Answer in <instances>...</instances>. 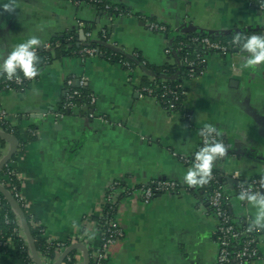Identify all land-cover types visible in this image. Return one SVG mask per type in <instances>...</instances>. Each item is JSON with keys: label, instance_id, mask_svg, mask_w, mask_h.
Returning a JSON list of instances; mask_svg holds the SVG:
<instances>
[{"label": "crops", "instance_id": "obj_1", "mask_svg": "<svg viewBox=\"0 0 264 264\" xmlns=\"http://www.w3.org/2000/svg\"><path fill=\"white\" fill-rule=\"evenodd\" d=\"M106 1L131 14L112 18L86 1L16 0L14 12L0 8V49L10 50L31 35L43 47L72 32L79 42L88 32L100 41L106 30L110 46L138 52L152 67L180 69L178 54L168 53L178 35L196 30L264 34L261 0ZM152 20L169 26L172 35L151 31ZM146 75L142 67L129 71L101 56H64L45 66L25 91L0 93V111L10 115L24 144L20 150L18 142L8 162L19 176L24 216L43 227L46 240L67 243L84 235L85 242L97 247L96 222L111 182L132 188L173 180L181 183L178 194L158 195L149 203L135 196L121 201L115 217L124 236L108 252L107 264H216L218 220L201 187L183 182L189 166L184 158L198 150L204 125L215 124L230 151L215 167L220 177L233 178L225 181L229 210L237 222L252 220L255 209L238 201L233 175L239 173L243 180L264 175V67L242 68L240 53L207 54L202 73L183 81L190 122L184 111H169L155 96L145 95ZM70 79L75 85L84 79L97 97L93 117L76 109L57 118ZM11 149L5 141L0 162ZM4 179L2 169L0 182ZM87 219L91 223L85 225ZM2 226L0 211V230ZM16 246L0 250V264H26ZM258 248L260 259L251 264H264V229ZM77 259V264L85 263L83 254Z\"/></svg>", "mask_w": 264, "mask_h": 264}, {"label": "built area", "instance_id": "obj_2", "mask_svg": "<svg viewBox=\"0 0 264 264\" xmlns=\"http://www.w3.org/2000/svg\"><path fill=\"white\" fill-rule=\"evenodd\" d=\"M74 2L75 0H69ZM88 2V1H86ZM110 7L107 6V9ZM264 9V6H261ZM80 27H84L82 22L79 23ZM149 28L151 31L155 32H164L166 30V26L159 22H151L149 23ZM107 35L106 30H104L101 34V37H105ZM87 38H91V32L86 34ZM194 42H198L201 45H204L208 51H216L222 54H227L230 49L229 46L221 45L218 42L212 41L209 38H194ZM51 48L50 43L44 45V49L49 50ZM43 49V50H44ZM42 51V50H41ZM234 53H239L236 52ZM82 53L88 55L89 57H95L98 54L97 50L94 48L86 47L82 50ZM169 53V50H168ZM190 67H192L189 78L193 79L199 76V74L195 73L194 63L192 61H185ZM50 59L46 58L45 64H49ZM41 68V67H40ZM37 79H27L24 78L21 74L19 79L13 78L8 79L7 76L3 81L0 82V93L5 91H20L21 87L27 84H31ZM75 81L70 79L67 82L68 87L73 86ZM78 85L83 86L87 85V82L84 79L78 81ZM154 89L145 88V95H151L152 91H163L162 97H169V102L179 100V94L173 88L169 87L167 84H155ZM75 96H80L77 91L67 92L66 99L61 107V109L56 113L58 119H63L66 116V112H73L76 109L86 111V115L93 117V110L97 103V97L92 93L88 96L89 105L82 106L77 108L73 103V99ZM90 106V108H89ZM169 110V109H168ZM170 111V110H169ZM184 115L188 122L192 119V117L184 110ZM8 125V126H7ZM4 127H8L9 129L12 127L10 124V115L5 111H0V131L8 133ZM10 134V133H8ZM12 135V134H10ZM203 141V137H202ZM226 145V144H225ZM227 147V145H226ZM18 151V150H17ZM224 158V157H223ZM222 158V159H223ZM184 163L190 165L191 158H184ZM5 167L8 168L7 172H5L4 182H0V187L6 189V185L11 186V190L14 192L16 202L22 206H25L24 197L21 195L20 190L17 186L12 185V181L14 178L19 180V176L13 170V168L6 164ZM234 179L237 180L236 183V192L239 194L240 185L243 184L245 187L251 185L254 190H262L264 191V178L260 176L253 177L249 180H242V177L239 173H235L233 175ZM264 177V175L262 176ZM6 184V185H5ZM181 190V183L173 180H154L147 184L140 185L138 187L128 188L121 181L115 180L111 182L107 188L106 197L104 201V211L96 222L97 231L99 233V245L96 247L92 243L83 242L80 243L77 240L72 241V244L69 246L83 244L90 254V264H107V256L110 249L124 236V231L119 225L115 215L106 216L105 213L110 212L112 210L118 211L121 206L120 203L124 198L135 196L140 198L145 203H149L156 196L163 194H178ZM7 199L0 192V207L2 206L3 201ZM8 200V199H7ZM9 201V200H8ZM208 204L209 210L213 213V215L218 220V227L216 230V242L218 246V253L216 264H251L254 261L260 259V252L258 248V240L259 236L262 232L260 230H252L248 231V225L251 222L249 219L244 221L237 222L230 215L227 214L226 207L230 204L231 198L225 188L221 186L214 189L212 195L206 201ZM12 206V204H11ZM13 211L17 214L15 208L12 206ZM2 214V213H1ZM3 221L8 224L14 226L13 235L20 238L23 246L28 251L29 257L27 264H36L32 251L30 249L27 237L25 235L24 229L22 227V223L17 220H13L10 215L6 212L3 213ZM32 224L35 226L36 223L32 219ZM85 225L90 224V220L87 219L84 221ZM10 243H15L13 237H10L7 241H0V249H5ZM47 244L49 247H54V252L58 253L55 259H49L46 257V254H39L41 261L43 264H55L59 258L65 253V250L69 247L67 243L63 242H53L51 240H47ZM77 254H83L84 252L81 250H76ZM60 256V257H59ZM72 257H68V261H72Z\"/></svg>", "mask_w": 264, "mask_h": 264}, {"label": "trees", "instance_id": "obj_3", "mask_svg": "<svg viewBox=\"0 0 264 264\" xmlns=\"http://www.w3.org/2000/svg\"><path fill=\"white\" fill-rule=\"evenodd\" d=\"M84 1H88L91 3L93 6H95L98 9L105 10L108 12L110 17L116 18V17H121V16H126L131 14L129 12V9L125 6H118L111 4L107 2L106 0H75V3H81ZM107 6L110 8L107 9ZM151 22H156L154 20L150 21ZM166 26V30L162 32L165 34L167 37H170L172 35L173 31L172 29ZM85 30V32L90 31ZM236 32L243 33L245 36L251 35V34H257L254 31H247V30H235L232 33H225L222 35H215L212 33H194L192 35L184 34V35H178L175 37V40L172 41L171 45L169 46V55H171L173 52L177 53L180 60H181V65L182 67L179 69L178 66H165L161 68L157 67H152L147 61L142 58L141 54L138 52H133V53H127L123 51L121 48L116 47L115 45H109L108 42L110 41L111 34L110 32H107V35L105 37H101L100 41H95L91 38L85 37L84 42H79L77 39L76 33H67L65 36L53 39L50 41L51 48L49 50L44 49V50H38L37 54L41 57L40 61V67L41 71L42 69L47 66L45 64L46 58L50 59V62H52L53 59L59 58V57H64V56H78L81 58H87L89 57L88 55L82 53V50L86 47L89 48H94L97 50L98 54L96 56H101L108 61L118 63L119 65L123 66L125 69L129 71H133L137 69L138 67H142L143 69L147 70L149 75H146L144 78V86L149 87L151 89H154V83L155 84H167L169 87L173 88L175 91L178 92L179 94V100L177 102L171 101L169 102V97H162L163 91H152L150 96H155L158 101L162 104L163 107L166 109H169L170 111H184V106L183 102L185 99L186 95V88L183 85L184 79H189V75L191 72L192 67H190L185 61H192L194 63V70L196 74H199L204 66H205V57L207 54L210 53H220L216 51H208L207 48L204 47V45H201L198 42H194V38H209L212 41L218 42L221 45H226L229 46L228 53H234L235 52V47L232 44V36ZM222 54V53H221ZM41 73V72H40ZM179 74V75H178ZM39 76V75H38ZM37 76V77H38ZM6 75L0 76V82L5 79ZM153 80L151 81V79ZM30 84L24 85L21 87L22 90L18 92H23L25 91ZM68 86V85H67ZM74 92L77 91L80 96H75L73 99V103L77 108H80L82 106H88L89 105V100L88 96L91 95V91L89 90L88 85H74L71 87H68L67 92ZM149 96V95H148ZM66 99V96H65ZM65 99L63 100L61 106L59 107V110L61 109ZM90 108V106H89ZM80 112H83L84 115L86 113L83 110H80ZM73 112H66V115H70ZM186 118V117H185ZM8 126V125H7ZM4 129L15 136L19 142V149L21 150L24 146L23 142L20 141L18 131L15 127H11L10 129L8 127H4ZM223 139V137H220ZM224 143L227 145V153L224 156L223 159H225L229 155V146L228 143L223 139ZM5 144V140L0 139V148ZM203 144L202 141V136H201V144ZM221 159L220 161H222ZM8 168L4 167L3 172H7ZM221 174L219 173L218 170L214 168L213 176L210 179L209 183L201 187V189L205 192L207 200L208 198L212 195L213 190L222 187H226L225 183V178L220 177ZM259 177V176H258ZM261 178H264L260 176ZM243 180V179H242ZM6 185V184H5ZM12 185H15L18 187L20 190V185H19V180L14 178L12 181ZM6 190L11 194L13 198H15L14 192L11 190V186L6 185ZM20 207L23 211L24 214V207L20 203ZM1 213H8L10 217L14 220H17V217L19 216L16 214L11 206V203L5 199L2 203V206L0 207ZM227 214L232 217V214L229 210V205L226 207ZM116 211L112 210L110 212L105 213L106 216H112L116 215ZM233 218V217H232ZM26 222L29 226V231L31 233V236L35 242L37 251L39 254H46V257L49 259H55L57 257L56 252H54V247H49L47 244V240L44 238V233H43V227H41L37 222L36 225L34 226L32 224V219L27 215L25 216ZM244 221V220H243ZM242 222V221H241ZM13 229L14 226L8 225L3 221V226L0 230V241H7L10 237H13L15 240V244L17 245V249L19 251V254L21 258L25 261L27 264L28 261V251L26 248L23 246L22 241L20 238L16 237L13 235ZM84 235H81L78 237L76 240L80 243H83L85 240ZM68 246L72 244L71 241L67 242ZM71 246H69L66 250L70 249ZM4 250V249H0ZM76 250L75 251H70L67 254V257L64 259L62 264H77V257H76ZM68 257H72V261H68Z\"/></svg>", "mask_w": 264, "mask_h": 264}, {"label": "clouds", "instance_id": "obj_4", "mask_svg": "<svg viewBox=\"0 0 264 264\" xmlns=\"http://www.w3.org/2000/svg\"><path fill=\"white\" fill-rule=\"evenodd\" d=\"M261 3L264 4V0H261ZM0 8L5 12H14L16 0L6 2L0 0ZM232 44L240 53L242 68L255 71L258 67H264V34L245 36L236 32L232 36ZM41 47H43L41 39L31 35L10 50L0 49V76L19 79L22 74L24 78L30 80L36 78L41 72V57L37 54ZM200 135L203 137V144L192 154L191 163L183 172V182L189 187H203L208 184L217 163L228 151L223 139L220 138L222 133L215 124H205ZM237 199L247 202L250 208L255 209L248 231L264 229V191L241 184Z\"/></svg>", "mask_w": 264, "mask_h": 264}, {"label": "water", "instance_id": "obj_5", "mask_svg": "<svg viewBox=\"0 0 264 264\" xmlns=\"http://www.w3.org/2000/svg\"><path fill=\"white\" fill-rule=\"evenodd\" d=\"M234 31L235 30H233V31L231 30V31H229V33H232ZM192 32H188L186 34L192 35ZM195 32L199 33L201 31L196 30ZM39 49L43 50L44 47H41ZM236 52H238V51H236ZM77 83H78V81H77ZM0 138L11 143V145H12V149H11V152L9 153V156L0 162V170H2L5 167V165L8 164V162L10 161V158L13 156V154L17 152L18 141H17V138L15 136L10 135V134L3 132V131H0ZM230 179H233V178L228 176L227 178H225V181L228 182ZM234 183L236 184L237 180L234 179ZM0 192L4 195V197H6L9 200V202L12 204V206L15 208L17 214L21 218L22 227L24 229L25 235L27 237V240H28V243H29V246H30V249L32 251V255H33V258H34L36 264H43L41 261V258L39 256V253L37 251L35 242H34L32 236H31V233L29 231V226L26 222L25 216L23 214V211H22L20 205L16 202V200L11 196V194L6 189L0 187ZM75 250L83 251L84 257H85V263L84 264H90L89 251L86 249V247L83 244H77V245L71 246L70 249H68V251H66L55 264H62L64 259L67 257L68 252L75 251Z\"/></svg>", "mask_w": 264, "mask_h": 264}, {"label": "rangeland", "instance_id": "obj_6", "mask_svg": "<svg viewBox=\"0 0 264 264\" xmlns=\"http://www.w3.org/2000/svg\"><path fill=\"white\" fill-rule=\"evenodd\" d=\"M19 222L22 223L21 220H19Z\"/></svg>", "mask_w": 264, "mask_h": 264}]
</instances>
